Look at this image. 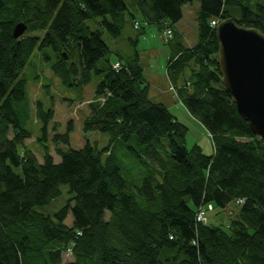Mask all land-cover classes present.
I'll list each match as a JSON object with an SVG mask.
<instances>
[{
	"label": "trees",
	"instance_id": "16d2710c",
	"mask_svg": "<svg viewBox=\"0 0 264 264\" xmlns=\"http://www.w3.org/2000/svg\"><path fill=\"white\" fill-rule=\"evenodd\" d=\"M193 1L0 0V264H264V140L222 83L216 36L226 18L264 33V0H196L198 42L186 46L175 24ZM135 12L171 45L168 77L209 133L211 155L199 144L187 147L188 126L150 98L138 51L107 59L104 32L117 38L127 23L145 29ZM20 22L27 30L15 38ZM47 48L55 55L48 68L66 86L82 91L94 74L103 76L85 130L108 135L107 147L62 148L70 144L72 120L64 133L55 125L49 136L54 111L37 102L43 160L28 148L21 73L36 50ZM102 59L107 66L100 68ZM118 152L145 168L140 179L122 174ZM63 185L71 194L66 204L44 212ZM204 209L205 219L219 209L228 223L198 221Z\"/></svg>",
	"mask_w": 264,
	"mask_h": 264
},
{
	"label": "rangeland",
	"instance_id": "374dc122",
	"mask_svg": "<svg viewBox=\"0 0 264 264\" xmlns=\"http://www.w3.org/2000/svg\"><path fill=\"white\" fill-rule=\"evenodd\" d=\"M200 8L199 1H193L183 7V18L175 24L177 36L186 46H195L198 42V13ZM134 12V10H132ZM137 21L144 23L143 17L135 12ZM92 24V22H90ZM145 24V23H144ZM93 28H96L95 25ZM145 29L137 30L132 24L127 23L121 36L117 38L110 37L106 32L103 33V40L108 45L110 51L107 55L110 61L114 62L118 56L124 58L138 51L140 61L144 67V77L147 84H151V96L160 101V95L165 94V104L170 106V111L178 116L179 120L185 123L188 128L187 147L199 144L204 153L211 155L214 152V145L207 130L194 119L181 102L175 97L173 85L167 74V64L171 57V45L166 42L162 36V32L157 25L145 24ZM96 30V29H94ZM141 31V32H140ZM38 33H31L35 35ZM134 43H136V46ZM54 54L51 48L43 51L36 50L29 64L25 67L21 76L27 80L26 110L20 113L22 125L30 132L31 137L27 139V146L32 150L39 160H43L44 146L38 140L42 135V125L36 117V104L42 103L45 109L52 108L54 111L53 120L50 122L49 136H52V128L57 125V130L64 133L67 130L69 121L73 122V130L70 135L71 141L69 145H61L62 148L80 149L86 144L93 147L103 149L108 146L109 137L106 134L97 131H86V121L91 116L90 103L93 100L98 84L102 81L101 74H94L90 83L85 85L82 91L76 87L66 86L58 76L54 75L48 68L46 59H53ZM107 59L99 62V67L107 66ZM78 60V56L73 57ZM191 66H188L184 72V78L190 79ZM161 90V93L160 91ZM176 101H175V100ZM174 102H173V101ZM53 146L51 141L49 144ZM57 160L60 157L52 150ZM59 158V159H58ZM105 158V155L103 156ZM118 158L122 161V174L128 179H140L144 174L145 168L141 164H131L123 158V153L118 152ZM16 171H19L16 169ZM134 180V181H135ZM140 182V181H139ZM61 196L45 206L42 210L46 213L54 214L62 206H64L70 197L68 186L61 187ZM235 208V207H234ZM216 209L206 216L205 223L208 224H227L228 218L226 213H218ZM73 216L69 213L66 220L67 224H71ZM65 260H71L72 257L64 256Z\"/></svg>",
	"mask_w": 264,
	"mask_h": 264
},
{
	"label": "water",
	"instance_id": "95a60500",
	"mask_svg": "<svg viewBox=\"0 0 264 264\" xmlns=\"http://www.w3.org/2000/svg\"><path fill=\"white\" fill-rule=\"evenodd\" d=\"M26 30L27 25L20 22L13 35L18 38ZM216 36L222 83L232 94L241 117L264 140V33L226 18L217 25Z\"/></svg>",
	"mask_w": 264,
	"mask_h": 264
},
{
	"label": "built area",
	"instance_id": "2783aa9c",
	"mask_svg": "<svg viewBox=\"0 0 264 264\" xmlns=\"http://www.w3.org/2000/svg\"><path fill=\"white\" fill-rule=\"evenodd\" d=\"M211 24L212 25H216L217 24V22H216V20H213L212 22H211ZM138 25V23L136 24V26ZM164 34L167 36V37H171L172 36V34H173V30L171 29V28H166V30H164ZM118 63H116L114 66L115 67H118ZM208 209H212V205H209L208 206ZM206 211L207 210H203V211H200L198 214H197V220L198 221H202V220H204L205 219V213H206Z\"/></svg>",
	"mask_w": 264,
	"mask_h": 264
},
{
	"label": "crops",
	"instance_id": "0c3cea01",
	"mask_svg": "<svg viewBox=\"0 0 264 264\" xmlns=\"http://www.w3.org/2000/svg\"><path fill=\"white\" fill-rule=\"evenodd\" d=\"M151 89H152V86H151V84H149V96H150V98L153 100V101H155V102H161V103H164L165 104V99H167V96L165 95V94H161L159 97H160V101H157V100H155L154 98H152V96H151ZM160 91V93H161V90H159ZM175 97H176V99L180 102V100H179V98H178V96H177V94H176V92H175ZM175 100V99H174ZM173 101V100H172ZM176 101V100H175ZM174 102V101H173ZM168 108H169V110H170V106H168L167 104H165ZM175 116H176V114H174ZM177 118H178V116H176ZM179 119V118H178ZM26 143H27V141H26Z\"/></svg>",
	"mask_w": 264,
	"mask_h": 264
}]
</instances>
